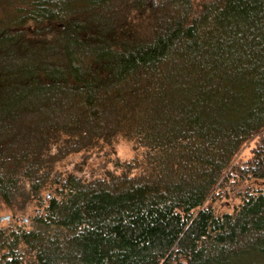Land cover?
Wrapping results in <instances>:
<instances>
[{"label":"trees","instance_id":"16d2710c","mask_svg":"<svg viewBox=\"0 0 264 264\" xmlns=\"http://www.w3.org/2000/svg\"><path fill=\"white\" fill-rule=\"evenodd\" d=\"M264 0H0V264H264ZM259 138L252 159L235 163ZM133 144L91 181L72 155Z\"/></svg>","mask_w":264,"mask_h":264},{"label":"rangeland","instance_id":"374dc122","mask_svg":"<svg viewBox=\"0 0 264 264\" xmlns=\"http://www.w3.org/2000/svg\"><path fill=\"white\" fill-rule=\"evenodd\" d=\"M264 135V133H263ZM259 138L246 142L241 151L237 154L235 163L244 164L253 157V151ZM135 150L133 144L128 140L118 139L111 147H101L99 150L89 151L72 155L64 160L60 165L64 171L75 174L83 180L103 179L108 175L120 174L123 166L133 160ZM221 189L214 191L209 200L205 203L207 206L214 208L217 214L223 212L231 213L241 199L245 196L246 191L254 189L264 190L263 180L240 179L234 176ZM33 206V205H32ZM25 214H13L5 204L0 203V227L6 226L12 220L23 221L38 211V208L32 207Z\"/></svg>","mask_w":264,"mask_h":264}]
</instances>
